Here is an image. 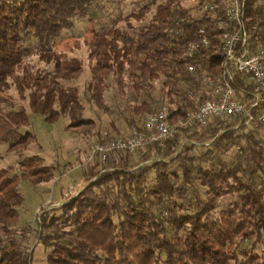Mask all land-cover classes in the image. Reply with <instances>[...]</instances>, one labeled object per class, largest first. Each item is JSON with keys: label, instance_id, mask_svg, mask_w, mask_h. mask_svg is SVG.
Returning a JSON list of instances; mask_svg holds the SVG:
<instances>
[{"label": "trees", "instance_id": "16d2710c", "mask_svg": "<svg viewBox=\"0 0 264 264\" xmlns=\"http://www.w3.org/2000/svg\"><path fill=\"white\" fill-rule=\"evenodd\" d=\"M218 1L215 12L202 14L200 0L190 7L184 0H0V144L15 155L25 151L35 139L32 115L63 118L65 129L91 128L96 142L103 132L127 136L163 106L171 121L194 110L204 98L198 101L191 87L187 66L194 62L186 45L206 29L210 44L201 71L219 72ZM245 7L248 34L263 45L264 24L252 25L264 0H246ZM78 21L88 28L85 66L77 58L61 62L49 48ZM174 22L181 31L169 32ZM30 38L46 47L38 52L45 68L27 61L37 52L25 45ZM86 66L81 94L63 87ZM109 93L125 131L114 122L93 130L94 121L84 117L82 98L109 113ZM234 124L211 118L161 147L111 152L103 163L86 158L80 192L38 210L33 224L20 218V184L48 183L55 167L32 155L0 169V264H31L36 247L46 264H264V141L241 127L232 130Z\"/></svg>", "mask_w": 264, "mask_h": 264}, {"label": "built area", "instance_id": "2783aa9c", "mask_svg": "<svg viewBox=\"0 0 264 264\" xmlns=\"http://www.w3.org/2000/svg\"><path fill=\"white\" fill-rule=\"evenodd\" d=\"M258 1V0H256ZM223 16L215 20L218 33L215 53L219 57L217 74L201 71L204 51L209 47L210 35L204 28L195 31L194 39L186 45V57L194 62L187 66L191 87L197 91V102L192 111L170 120V111L161 107L147 114L140 128L132 127L127 136L108 137L91 144L87 162L98 157L101 163L111 152L133 153L148 146H163L180 131L192 124L205 125L209 119L223 117L235 120L231 128L241 127L264 139V44L256 45L248 34L246 0H222ZM219 7L218 0H200L199 11L212 14ZM264 24V13L252 29ZM178 22L169 32H179ZM237 76L239 77L237 80ZM71 192V190H70ZM66 198L68 195L64 194Z\"/></svg>", "mask_w": 264, "mask_h": 264}, {"label": "rangeland", "instance_id": "374dc122", "mask_svg": "<svg viewBox=\"0 0 264 264\" xmlns=\"http://www.w3.org/2000/svg\"><path fill=\"white\" fill-rule=\"evenodd\" d=\"M184 4L186 7L194 6L196 0H184ZM198 13L199 11L196 10L191 12V15ZM65 32L49 48L61 54L59 55L61 62L70 58H77L85 66L86 52L84 39L88 37L87 25L82 21H78L74 29ZM25 45L37 51L27 61L34 67L45 68L46 64L40 60L38 52L43 51L46 47L40 46L36 40L31 38L25 42ZM88 77L89 70L86 66L77 79L66 82V84H63V87L64 85L75 86L81 94L84 82ZM11 95L16 105H22L13 91H11ZM110 95L111 93L105 97L109 113H104L93 106H89L84 98H82L84 117L91 118L94 121L93 130L97 129L102 132L107 129L108 123L114 122L117 128L125 131L126 128L123 122L117 116V113H115L112 102L109 101ZM30 121L29 130L34 134V141L20 155L7 151L5 144H0V169L7 166L16 167L19 161L32 155L43 157L45 164L55 167V178L48 183L32 186L29 182L22 181L20 184V193L23 197V209L20 210V218L25 223L33 224L34 220L39 221V218L35 216L38 210L46 208L51 203L54 206H59L63 203L62 199L66 198L64 194H67V197H69L67 199H70L80 192L82 186L81 172L85 171L86 168L84 164L86 161L83 162V160L87 158L88 148L95 141L96 135H91L90 131L92 129L86 127H82L80 130L65 129L64 124H66V121L63 118L47 122L39 115H32ZM261 140L264 141V139ZM94 179L95 177L90 182ZM55 200L58 201L55 202ZM33 244L34 242L30 243L31 248ZM35 256L34 252L32 255L33 262Z\"/></svg>", "mask_w": 264, "mask_h": 264}, {"label": "crops", "instance_id": "0c3cea01", "mask_svg": "<svg viewBox=\"0 0 264 264\" xmlns=\"http://www.w3.org/2000/svg\"><path fill=\"white\" fill-rule=\"evenodd\" d=\"M60 200V199H59ZM58 200H55V202H57ZM35 252V254H36V256H35V260H34V262L33 261H31V264H46L45 262H44V260H43V258H44V254H43V252L41 251V249L40 248H38V247H36V248H34V251H33V253Z\"/></svg>", "mask_w": 264, "mask_h": 264}, {"label": "water", "instance_id": "95a60500", "mask_svg": "<svg viewBox=\"0 0 264 264\" xmlns=\"http://www.w3.org/2000/svg\"><path fill=\"white\" fill-rule=\"evenodd\" d=\"M51 207H54V205H51L50 208H51Z\"/></svg>", "mask_w": 264, "mask_h": 264}]
</instances>
